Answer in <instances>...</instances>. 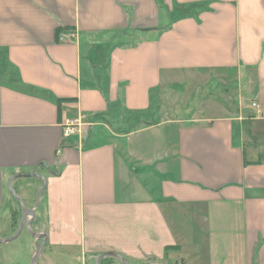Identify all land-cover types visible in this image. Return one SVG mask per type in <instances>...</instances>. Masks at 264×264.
I'll return each instance as SVG.
<instances>
[{"label":"crops","instance_id":"obj_1","mask_svg":"<svg viewBox=\"0 0 264 264\" xmlns=\"http://www.w3.org/2000/svg\"><path fill=\"white\" fill-rule=\"evenodd\" d=\"M26 208L34 264H264V0H0L1 240Z\"/></svg>","mask_w":264,"mask_h":264},{"label":"rangeland","instance_id":"obj_2","mask_svg":"<svg viewBox=\"0 0 264 264\" xmlns=\"http://www.w3.org/2000/svg\"><path fill=\"white\" fill-rule=\"evenodd\" d=\"M193 82H187V84H183L181 86L175 85L173 88H169L168 92L169 94H172V91L178 93L179 95H182V100L186 99V104L185 106L187 108H185V112L189 113V112H193L196 111L197 109H205L207 106V103L210 102H218V103H227L230 102L231 104L233 103V105H236V102H232L231 100L228 101L226 96L224 95V90H222L221 87L218 86V84L216 83H210L208 85L203 84L202 86H199L197 89L193 86L194 84V80H190ZM195 81H200V79H197ZM204 81V80H202ZM180 85V84H179ZM194 91V94L192 93ZM208 111V110H206ZM18 179H22V181H28L33 179L32 177H19ZM17 179H14V181H16ZM12 182L11 186L9 184V182L7 183V191L9 193H11V190L13 191L14 195H16V191L18 189L17 187V181L16 182ZM46 190V188H44ZM39 190V189H38ZM37 190V192H38ZM44 190V191H45ZM37 192L35 194V200H39L40 198L37 199ZM42 194V193H41ZM40 194V196H41ZM53 194H55V190H53ZM38 202V201H37ZM43 204V202H41ZM39 204V202H38ZM59 204V203H58ZM39 205H37L38 207ZM40 208L43 209L44 206L42 207L40 205ZM104 212H107V209H104V211H102V214H105ZM100 212L97 211V214H99ZM87 223L90 221L92 222L91 217H87ZM76 225H74V230H75V235L76 237L79 236L80 233V228H79V223L77 222V219H74ZM95 220H99L98 223H100L101 221H108L110 220V217H98V218H94ZM34 227L33 224H30L29 228L24 227L23 230L20 232V234L14 238L11 241H7L4 243H0V264H31V260L32 257L29 253L30 251V244L31 241L33 240V235L31 233L32 228ZM18 228H15L14 234L17 232ZM3 233H10V226H9V221H8V215L4 214L1 215L0 214V235H2ZM12 235V234H11ZM9 237V236H8ZM98 238H102L101 242L99 245H105L106 243V237H102L101 234L98 235ZM77 246H73L72 250H76ZM76 254H80V249L77 250ZM97 257V256H96ZM96 257L93 260L92 264H95L96 261ZM114 261V263H113ZM118 258L116 257H105L103 259L100 260V264H117L118 262ZM60 264H64L62 261H58ZM128 263H130V261L127 260ZM36 264H40V260H38L36 262ZM48 264H54L52 261H48ZM65 264H69V263H65ZM70 264H80L79 260L74 262V263H70ZM131 264V263H130ZM167 264H175V260L174 259H169Z\"/></svg>","mask_w":264,"mask_h":264},{"label":"water","instance_id":"obj_3","mask_svg":"<svg viewBox=\"0 0 264 264\" xmlns=\"http://www.w3.org/2000/svg\"><path fill=\"white\" fill-rule=\"evenodd\" d=\"M15 176H13L10 179V181H9L10 186H11L12 180L14 179ZM23 176H37L36 168L33 171H31L30 173L23 174ZM38 176L44 181V183L39 188V190L37 192V199H39V196H40L41 192L43 191V189L46 186V178L44 176H41V175H38ZM11 193L13 194L14 197H17V195H14V193H13L12 190H11ZM33 218H34V211H33V209L32 208H26V209H24L23 212H22V215L20 217V222H19V225H18L17 232L13 236H10V237H8L6 239H3V240L0 239V243L7 242V241H11L14 238H16L20 234V232L22 231V229L24 227L29 228L30 223L33 220ZM31 233L37 239H42V241H43V239L46 238V234H37V233H33L32 231H31ZM40 251H41V244L38 246V248H37V250H36V252H35V254H34L33 258H32V262H31L32 264H34V261H35L37 255L40 253ZM107 256L117 257V258H119L121 260V262L123 264H130V263L127 262V260L125 259V257L122 254H120V253H118L116 251H106V252L100 253L96 257L95 264H100V260L103 257H107Z\"/></svg>","mask_w":264,"mask_h":264},{"label":"built area","instance_id":"obj_4","mask_svg":"<svg viewBox=\"0 0 264 264\" xmlns=\"http://www.w3.org/2000/svg\"><path fill=\"white\" fill-rule=\"evenodd\" d=\"M73 37L74 34L72 32L59 31L57 33V40L60 42H69L73 39ZM252 105L254 107L257 106L255 102H253ZM83 126L84 124L79 119L68 118L62 124V135L63 137H69L76 133L81 134V132H86L82 129Z\"/></svg>","mask_w":264,"mask_h":264},{"label":"trees","instance_id":"obj_5","mask_svg":"<svg viewBox=\"0 0 264 264\" xmlns=\"http://www.w3.org/2000/svg\"><path fill=\"white\" fill-rule=\"evenodd\" d=\"M60 30V28H57V32ZM107 257H111V256H107ZM105 258V257H104Z\"/></svg>","mask_w":264,"mask_h":264}]
</instances>
